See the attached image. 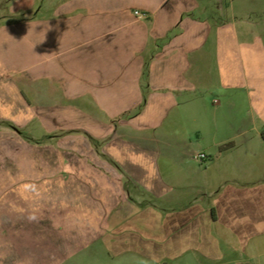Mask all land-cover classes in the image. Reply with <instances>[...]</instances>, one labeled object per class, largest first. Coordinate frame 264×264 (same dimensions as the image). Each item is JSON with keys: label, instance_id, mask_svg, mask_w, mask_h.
Instances as JSON below:
<instances>
[{"label": "crops", "instance_id": "0c3cea01", "mask_svg": "<svg viewBox=\"0 0 264 264\" xmlns=\"http://www.w3.org/2000/svg\"><path fill=\"white\" fill-rule=\"evenodd\" d=\"M45 1L0 21V68L37 81L34 103L0 88V139L38 156L21 179L0 169V235L97 234L113 264H264V124L234 118L264 85L239 82L236 20L202 0H47L41 17Z\"/></svg>", "mask_w": 264, "mask_h": 264}, {"label": "rangeland", "instance_id": "374dc122", "mask_svg": "<svg viewBox=\"0 0 264 264\" xmlns=\"http://www.w3.org/2000/svg\"><path fill=\"white\" fill-rule=\"evenodd\" d=\"M15 2H17V0H0V21L5 18L8 23H13L20 19H25L26 13L36 18V14L40 7L39 4H36L33 10H30L32 9L30 7L26 9L29 10V12H25L22 11V9H25L27 6L19 2L16 4ZM202 2L208 7L204 17H214L221 20L233 18L237 22L239 29L238 47L241 48L238 58V68L242 75L239 82L249 84L260 82L264 85V64L259 66L257 63V60L260 62L262 59V55H260V52L257 50L259 49V45L253 43L255 52L252 58L254 66L259 67L258 69L252 68V64L249 66V61L246 62L244 50H242L246 30H248V37L251 40H258V38H260L264 47V0H202ZM48 5V1L46 0L45 6L40 10L41 17L47 15L46 8ZM220 7H223V10L219 11ZM17 9L19 11H17ZM2 25L3 23L0 22V28ZM242 32L244 36H242ZM256 53H258V56L255 55ZM1 59L0 66H4V60ZM250 68H252V70H250ZM42 83H47V85H49L48 81H42ZM36 85L37 81L28 80L24 75L18 72L14 73L11 72V70L0 68V88L3 90L12 88L14 102H26V100H31L32 103L36 102V92L35 94L33 92ZM216 99V96L208 95L206 103L208 112L213 108V103ZM246 112L247 108L244 110L240 108L234 116L235 121L239 124H242L245 120L248 124L253 122L258 129L261 124H264L262 121L264 120V92L261 94L260 106H253L252 112H248V114ZM29 125V134L39 135L41 133L39 124L36 121ZM18 140L14 139L11 142L14 150L11 155L9 149L5 150L6 147L9 146V138L0 139V169L1 167L5 168V164L8 166L12 165L14 168V179L22 178L24 165H28L30 169L38 162L37 155L30 154L25 156V154L23 155L22 153L24 148L29 143L32 145V143L26 141L27 139ZM61 161L65 162L63 159ZM0 173L3 174L4 169L0 170ZM47 231L52 235L50 239L47 238L49 236H46L49 243L45 242L46 238L42 234H33L30 236L29 234L23 233L25 235L18 241L21 246L17 244L16 240L13 242H6L5 236L0 235V264H113L111 261L112 258H109L108 253L102 248L101 241L94 240L98 237L97 234L87 235L85 237L79 234L77 237L69 233H60L58 230H55V228H49ZM10 237L13 239L12 236ZM50 240H52V243ZM29 244L36 250L34 251L35 255L34 253L30 254L28 251L27 246H29ZM75 246H78V248ZM38 248L43 254H47L48 257L37 255ZM59 250L60 255H58Z\"/></svg>", "mask_w": 264, "mask_h": 264}, {"label": "built area", "instance_id": "2783aa9c", "mask_svg": "<svg viewBox=\"0 0 264 264\" xmlns=\"http://www.w3.org/2000/svg\"><path fill=\"white\" fill-rule=\"evenodd\" d=\"M135 15L139 16V17H142L140 12H135ZM193 159L197 160V161H201V160L206 159V156L204 154H196V155L193 156Z\"/></svg>", "mask_w": 264, "mask_h": 264}]
</instances>
